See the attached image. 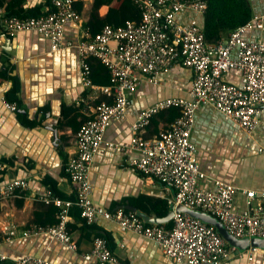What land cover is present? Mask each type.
<instances>
[{"label":"built area","instance_id":"obj_1","mask_svg":"<svg viewBox=\"0 0 264 264\" xmlns=\"http://www.w3.org/2000/svg\"><path fill=\"white\" fill-rule=\"evenodd\" d=\"M82 0H52V10L26 18L9 16L4 19L9 34L36 31L47 37L51 49L65 48L68 23L81 20L76 3ZM140 11L139 20H126L123 25L105 24L95 35L77 45L80 82L83 87L107 93L112 102L101 101L94 115L84 120L76 135V150L65 164V172L75 186L74 199L57 195L50 187L39 192L36 199L58 207L57 222L31 224L23 236L48 234L67 248L77 250V242L69 229L70 209L75 206L86 224L102 220L116 223L121 230L145 237L158 244L172 263L223 264L238 248L231 245L217 228L199 217L178 210L180 205L217 218L235 238L264 239V190L239 187L219 178L210 177L201 168L198 148L191 133L199 109L210 106L232 120L244 133L252 135L264 113V39H250L247 34L264 28V12L253 14L234 28L228 37L209 42L199 18L208 9V0H132ZM103 63L110 73V84L97 87L92 80V64ZM180 62L190 68L193 81L190 97L171 96L158 100L142 110L132 123L129 145L105 140V131L112 120L124 119L131 96L143 83H160L162 74ZM239 74V82L227 79ZM5 107L16 111L17 104L2 98ZM178 107L180 114L152 138L142 131L161 110ZM103 144L124 149L129 146L139 152L130 165L141 173L160 181L174 191L168 200L173 212L171 227L149 224L135 211L118 208L108 210L94 203L90 173L95 156ZM4 164L0 161V173ZM211 181L209 186L202 182ZM29 188L25 177L0 182V201L23 194ZM245 198V208L236 206V195ZM14 226L6 228L5 239L15 237ZM259 248L251 246L248 258ZM87 259L98 264H126L110 248L104 236H96ZM7 256L0 253V264ZM9 264H56L42 257L26 255Z\"/></svg>","mask_w":264,"mask_h":264},{"label":"crops","instance_id":"obj_2","mask_svg":"<svg viewBox=\"0 0 264 264\" xmlns=\"http://www.w3.org/2000/svg\"><path fill=\"white\" fill-rule=\"evenodd\" d=\"M121 2L113 0L111 4H97L95 0H82L78 3L81 20L66 25V46L54 51L47 37L31 30L9 34L3 22L9 12L20 18L46 13L52 10V0H0V69L10 66L8 72L20 81V103L14 112L8 110L2 100L12 82L0 81V161L4 164L0 182L15 177H25L29 182V188L23 194L0 201V253L7 256L6 264L26 255L42 257L56 264H98L96 259L84 257L91 252L94 236L98 233L108 240L110 248L126 264H175L166 258L157 243L123 231L114 222L102 220L93 226L85 225L75 206L70 209L68 229L77 242V250L67 248L48 234L27 237L22 234L31 224H51L57 219L55 205L36 199L44 188L54 185L62 198L75 197V186L65 172V164L75 153L76 135L82 122L94 115L95 100L101 96L111 97L82 86L77 45L86 37L87 29L91 35L88 22L93 12L111 21L113 8H118ZM249 2L253 14L264 12V0ZM133 10L134 7L125 5L120 13L125 17L132 16ZM230 32L222 39L225 40ZM247 37L264 39V28L250 31ZM193 77L190 68L176 62L162 74L159 84L143 82L131 96L125 118L112 120L107 127L105 140L129 145L132 123L138 114L166 97H190ZM226 78L239 82L236 72ZM94 85L105 87L109 84ZM64 106L78 109L64 118ZM24 112L32 125L22 121ZM167 125V121L156 116L142 134L152 138ZM191 140L198 148L201 168L210 177L258 192L264 190V113L256 131L248 135L212 107H202L196 114ZM138 156L139 152L129 146L119 149L103 144L90 173L92 199L108 210H132L149 224L171 227L173 219L169 216L168 200L174 191L131 166V159ZM210 182L202 183L209 186ZM235 202L239 209L246 206L241 193L236 195ZM12 226L17 230L16 236L6 240L4 232ZM226 239L236 243L241 251L232 253L223 264H264L262 239L231 235ZM251 246L259 249L249 259Z\"/></svg>","mask_w":264,"mask_h":264},{"label":"trees","instance_id":"obj_3","mask_svg":"<svg viewBox=\"0 0 264 264\" xmlns=\"http://www.w3.org/2000/svg\"><path fill=\"white\" fill-rule=\"evenodd\" d=\"M112 1L113 0H95L97 4H111ZM121 1L122 2L118 8H113L112 15H111V21H106V18L99 16L97 12L92 13L91 19L88 22V27L91 30L90 31L91 36H95L102 29V27L107 23H110L114 26H119V25H123L126 20H136L137 21L140 19V11L136 7V5L132 2V0H121ZM78 3H81V1L76 3L77 9L80 10V5ZM125 5H130L131 7H134L135 10H133L132 16L125 17V14L120 13L121 8H124ZM13 15H14L13 12L8 13V17L13 16ZM31 15H37V14H31ZM121 15L124 17L122 18ZM252 16H253V13L251 10L249 0H208V9L205 15L200 17L201 21L199 20V22L203 28L207 41L217 42L222 39L225 33L230 32L237 26L247 22ZM9 68L10 66L5 67V68L1 67L0 81L10 80L12 82V86L5 94V98L9 102H15L17 104V109H18V105L20 103V98L18 95L19 90H20V81L15 74L8 72ZM91 77L95 84H98V85L110 84V73L108 69L106 68V66L99 61L95 64H92ZM103 100L112 102L111 97H108L107 99H105V98H102L101 96L95 100V104H98ZM77 109L78 108H75L73 106H64L62 109V117L66 118L71 113L75 111L77 112ZM179 114H180V109L178 107H169L167 109L159 111L154 117L156 116L161 117L165 121H167L169 124L177 116H179ZM22 121L27 125H32V122L28 119L25 112H24V115L22 116ZM52 186L51 188L53 189L54 192H56L55 186L54 185ZM56 193L57 195H59L58 192ZM57 212H58V208L54 206V213L56 214ZM79 216H80V212H79ZM55 222H57V219L53 223ZM82 222L87 226L94 225V224H86L83 220ZM96 236H103V235L98 233L94 236V238Z\"/></svg>","mask_w":264,"mask_h":264},{"label":"water","instance_id":"obj_4","mask_svg":"<svg viewBox=\"0 0 264 264\" xmlns=\"http://www.w3.org/2000/svg\"><path fill=\"white\" fill-rule=\"evenodd\" d=\"M178 210H180V211H185V212H188V213H190V214H192L193 216H195V217H199V218H201L203 221H205V222H207V223H213V224H215L217 227V230L220 232V233H222L223 235H225L226 236V238L228 237V236H230L229 235V233L227 232V230L224 228V226L222 225V223L217 219V218H215L214 216H212V215H210V214H208V213H205V212H201V211H198V210H190V209H187L186 207H184V206H182V205H180L179 207H178ZM169 216H173V212L172 211H170V213H169ZM147 219V218H146ZM148 220V219H147ZM157 222H159V220L157 221ZM224 236V237H225ZM248 237H246V239H247ZM254 238H256V237H254ZM263 241H264V239H262ZM231 245H234V246H236L237 248H238V250L239 251H241L240 249H239V246L236 244V243H234L233 241H230L229 242Z\"/></svg>","mask_w":264,"mask_h":264}]
</instances>
